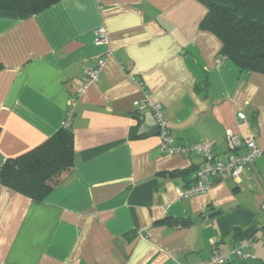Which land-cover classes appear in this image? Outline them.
Wrapping results in <instances>:
<instances>
[{"label":"crops","instance_id":"crops-1","mask_svg":"<svg viewBox=\"0 0 264 264\" xmlns=\"http://www.w3.org/2000/svg\"><path fill=\"white\" fill-rule=\"evenodd\" d=\"M205 10L199 0L0 9V166L63 127L67 101L105 57L71 118L72 171L42 202L0 182V264H198L214 247L227 264H264V152L237 179L179 198L202 156L161 150L143 98L144 88L161 103L174 146L208 139L223 156L231 130L264 148V73L216 62ZM251 226L246 257L231 256L237 229Z\"/></svg>","mask_w":264,"mask_h":264},{"label":"trees","instance_id":"trees-1","mask_svg":"<svg viewBox=\"0 0 264 264\" xmlns=\"http://www.w3.org/2000/svg\"><path fill=\"white\" fill-rule=\"evenodd\" d=\"M59 0H0V9L37 13ZM205 6L200 26L217 36L220 55L242 69L264 73V0H199ZM73 134L59 128L42 144L0 166V182L42 202L73 169ZM254 228L237 229L238 239Z\"/></svg>","mask_w":264,"mask_h":264},{"label":"built area","instance_id":"built-area-1","mask_svg":"<svg viewBox=\"0 0 264 264\" xmlns=\"http://www.w3.org/2000/svg\"><path fill=\"white\" fill-rule=\"evenodd\" d=\"M96 40L101 43L107 42L104 28L100 27L96 29ZM223 59H225V57L219 55L216 58V62L220 63ZM104 64L105 57H102L99 59L97 65L87 71L83 85L78 92L67 101V111L63 121L64 128L70 127L78 97L83 93L86 87L98 79V75ZM143 98L151 114L160 125L159 134L161 140L159 147L161 150L168 153H180L183 155L197 153L202 156V162L195 170L193 181L178 191L179 198L188 197L197 193H204L210 188L212 182L217 179H237L241 173L251 169L255 159L264 152V148L256 143L253 135L240 136L231 130L225 132V141L229 151L223 156L214 152L213 142L208 139L174 146L172 144L173 138L167 129V119L161 103L152 101L149 92L144 88ZM240 116L243 117L242 114H240ZM261 207L264 209V202L261 204ZM259 226L260 225H257V227ZM252 240V235L239 239L233 246L230 255L240 259L245 258V249L251 245ZM230 260L229 254L214 247L212 254L198 264H227Z\"/></svg>","mask_w":264,"mask_h":264},{"label":"water","instance_id":"water-1","mask_svg":"<svg viewBox=\"0 0 264 264\" xmlns=\"http://www.w3.org/2000/svg\"><path fill=\"white\" fill-rule=\"evenodd\" d=\"M156 130L160 131V125L158 123L156 124Z\"/></svg>","mask_w":264,"mask_h":264},{"label":"bare ground","instance_id":"bare-ground-1","mask_svg":"<svg viewBox=\"0 0 264 264\" xmlns=\"http://www.w3.org/2000/svg\"><path fill=\"white\" fill-rule=\"evenodd\" d=\"M70 128V127H69Z\"/></svg>","mask_w":264,"mask_h":264}]
</instances>
